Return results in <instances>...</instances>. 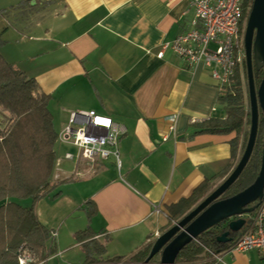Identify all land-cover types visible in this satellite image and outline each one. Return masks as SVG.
<instances>
[{"label": "crops", "instance_id": "0c3cea01", "mask_svg": "<svg viewBox=\"0 0 264 264\" xmlns=\"http://www.w3.org/2000/svg\"><path fill=\"white\" fill-rule=\"evenodd\" d=\"M191 2L0 0V53L51 96L58 132L52 182L72 178L35 203L39 221L56 236L47 242V257L33 264L126 261L171 226L167 206L205 180L221 182L235 166L220 176L230 161L233 132L194 133L198 123L225 116L211 68L187 65L163 48L190 28ZM77 109H93L125 126L118 161L66 159L70 151H64L68 166L61 167L57 148L70 143L59 135ZM72 218L78 220L69 224ZM87 226L104 247L90 259L75 241ZM222 257L229 264H264L256 250L224 251ZM205 261L224 264L211 256Z\"/></svg>", "mask_w": 264, "mask_h": 264}, {"label": "trees", "instance_id": "16d2710c", "mask_svg": "<svg viewBox=\"0 0 264 264\" xmlns=\"http://www.w3.org/2000/svg\"><path fill=\"white\" fill-rule=\"evenodd\" d=\"M252 1L244 0L243 21L247 19ZM244 71L243 75L237 65L226 91L220 94L219 101L224 105L225 116L213 117L198 123L194 132L234 133L229 141L230 161L220 176L238 162L249 134L248 87L246 90L243 84L244 77L247 79L246 65ZM262 77L264 69L254 72L256 86ZM50 99V94L40 88L34 77L28 76L0 53V112L4 114L2 117L5 119L4 127L0 125V264H18L17 249L22 243H26L30 248L36 262L45 259L51 252V249L47 248L51 231L39 221L35 212L36 201L47 195L53 187L52 173L58 132L48 107ZM262 137L264 112L259 110L258 132L250 159L239 177L222 194V198L238 193L253 183L257 177L261 165ZM212 186L210 180H205L190 196L167 206L169 225L181 219L196 206L210 192ZM23 198H30L31 204L23 206L21 204ZM91 211L87 207L88 219L91 218ZM236 218L237 216L225 219L198 235L180 250L176 264H209V261H205L210 256L206 248L213 252L225 250L242 233L243 226L237 231L230 228L231 222ZM225 233L228 239L220 240ZM75 241L82 243L88 259L91 258L93 251L98 255L104 252V247L95 241L90 226L77 231ZM153 242L136 250L125 260L142 263ZM121 259L115 258L103 264H116L115 262Z\"/></svg>", "mask_w": 264, "mask_h": 264}, {"label": "built area", "instance_id": "2783aa9c", "mask_svg": "<svg viewBox=\"0 0 264 264\" xmlns=\"http://www.w3.org/2000/svg\"><path fill=\"white\" fill-rule=\"evenodd\" d=\"M243 3L244 0H192L194 17L190 28L163 45V48L170 47L187 65L203 62L211 68V76L220 94L226 91L235 67L240 65L245 56L243 34L246 21H243ZM169 119V130L174 132L175 118L169 116ZM125 132V126L110 116L93 109H77L69 112L68 121L59 138L78 150L76 155L66 152V159L80 156L94 162L114 156L118 161L117 144ZM155 211L160 210L156 208ZM240 217L245 219L242 233L231 246L222 252L206 248L214 263L229 264L223 261L224 251L234 253L256 250L264 260V196L253 212ZM158 235L156 232L155 236ZM50 236L54 238L56 232L51 231ZM20 252L18 264H33L36 261L32 252L25 249H20ZM115 263L141 264L121 260Z\"/></svg>", "mask_w": 264, "mask_h": 264}, {"label": "water", "instance_id": "95a60500", "mask_svg": "<svg viewBox=\"0 0 264 264\" xmlns=\"http://www.w3.org/2000/svg\"><path fill=\"white\" fill-rule=\"evenodd\" d=\"M244 50L247 87L250 105V126L245 148L230 173L201 201L178 221L160 233L154 240L147 257L141 264H176L180 250L205 230L225 219L237 218L230 224L231 230H239L245 219L243 214L253 212L264 196V137H262L261 165L257 177L238 193L222 198V194L235 182L252 154L258 132L259 110L264 112V77L258 86L254 72L264 69V0H253L244 30ZM227 233L220 240L228 239Z\"/></svg>", "mask_w": 264, "mask_h": 264}, {"label": "rangeland", "instance_id": "374dc122", "mask_svg": "<svg viewBox=\"0 0 264 264\" xmlns=\"http://www.w3.org/2000/svg\"><path fill=\"white\" fill-rule=\"evenodd\" d=\"M243 36H244V34H243ZM245 56H243V58L241 59V62H240V65H239V71H240V73H242L243 75H244V73H245ZM243 84H244V88L247 90V79H246V77H244V79H243ZM0 125H1V127H4V125H5V119L2 117V116H0ZM58 150H57V153H59L58 154V156L60 155V158L63 160V163H62V166L61 167H66V162L64 161L65 159H63V154H64V151H70V152H72L74 155H76L77 154V148L75 147V146H73L72 144H67V145H64V147H61V149L60 148H57ZM59 151V152H58ZM68 166V165H67ZM71 177H73V178H76V175L74 174V173H72V175H71ZM72 181V178H68V179H66V180H55V181H53V187H52V189H51V191L50 192H52V190L53 189H55V188H57L58 186H60L61 184H63V183H66V182H71ZM220 182H217L216 184H214L212 187H211V189H210V191L215 187V186H217L218 184H219ZM31 202H32V200L30 199V198H23V199H21V204L23 205V206H29L30 204H31ZM76 220H78L77 218H72V219H70L69 221H68V223L70 224H72V223H74ZM49 241L51 242V239H49ZM20 249H25V250H27V251H30V252H32L31 250H30V248L26 245V243H22L19 247H18V249H17V252H20ZM21 253V252H20ZM18 255V254H17ZM158 257V256H157ZM33 263H36V261L35 262H33Z\"/></svg>", "mask_w": 264, "mask_h": 264}, {"label": "flooded vegetation", "instance_id": "af4514ba", "mask_svg": "<svg viewBox=\"0 0 264 264\" xmlns=\"http://www.w3.org/2000/svg\"><path fill=\"white\" fill-rule=\"evenodd\" d=\"M157 260H158V257H155L154 260H151L152 264H156Z\"/></svg>", "mask_w": 264, "mask_h": 264}]
</instances>
